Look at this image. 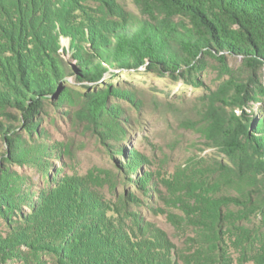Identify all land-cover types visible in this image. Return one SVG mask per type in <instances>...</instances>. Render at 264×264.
Here are the masks:
<instances>
[{
	"label": "trees",
	"instance_id": "16d2710c",
	"mask_svg": "<svg viewBox=\"0 0 264 264\" xmlns=\"http://www.w3.org/2000/svg\"><path fill=\"white\" fill-rule=\"evenodd\" d=\"M19 1L0 0V40L4 38L0 41V136L8 144L0 150V217L10 229L6 235L0 232L3 262L13 264L15 256H22L20 244L25 243L30 250L56 253V264H149L144 257H132L138 248L131 246L123 231L115 229L113 239L92 231L96 221L87 193L60 186L56 179L52 182L46 170L47 183L52 185L51 196L46 197L44 184L41 192L34 191L12 164L29 162L41 168L47 164V154L55 147L46 122L52 124L56 113L64 112L72 124L101 136L112 132L113 124L129 127L125 123L130 117L122 115L129 113L118 99L124 97L136 107L141 101L138 94L120 83H98L114 68L146 65L161 75L192 77L215 66L229 76L216 91L217 100L234 105L260 95L264 92L260 81L264 72V0H133L139 13L119 0H93L98 6L94 11L82 10V26L75 32L69 30L71 42L67 50L61 47L64 52L58 50L56 39L46 45L30 23L23 25L25 14ZM52 35L55 38L56 31ZM228 57L239 58V67H231ZM70 79L98 84L83 90ZM259 109L261 118L254 116L252 122L253 132L259 135L253 137L258 144L252 152H239L232 129L228 130L218 141L235 161L232 174L221 173L218 178L214 170L208 174L210 178L196 185V198L200 199L197 234L205 238L202 250L210 248L204 251L205 264H225L223 244L236 235L244 252L254 254L256 264H264V229L250 224L259 210L264 214V183L256 185L259 168L264 175V107ZM126 157V165H116L120 179L129 178L123 171L136 169L128 162L130 156ZM130 174L140 188L151 190L138 172ZM225 182L233 191L222 194ZM120 189L125 194L126 186ZM143 194L144 202H151V193ZM130 196H125L127 214L137 205ZM50 220L56 222L52 227L46 224ZM69 235L73 237L69 239ZM62 244L69 245L60 250Z\"/></svg>",
	"mask_w": 264,
	"mask_h": 264
},
{
	"label": "rangeland",
	"instance_id": "374dc122",
	"mask_svg": "<svg viewBox=\"0 0 264 264\" xmlns=\"http://www.w3.org/2000/svg\"><path fill=\"white\" fill-rule=\"evenodd\" d=\"M119 1L139 13L133 0ZM19 2L23 3L21 8L25 14L23 25L30 23L38 39L46 45H51L53 39H56L54 43L63 52L70 46L69 30L75 32L76 27L82 26V10L94 11L98 6L93 0ZM65 9L68 13H65ZM30 33L28 30L27 34ZM3 40L4 38L0 41ZM32 47L30 45L29 49ZM7 56L12 55L8 53ZM65 57L69 59L70 53L65 54ZM228 62L231 67L237 68L241 60L228 57ZM228 77L215 66L192 77L161 75L149 70L146 65L124 70L114 68L98 83H120L138 94L141 101L136 107L124 97L118 99L124 105L123 110L129 113L122 114L130 117L131 120L128 119L125 123L129 127L122 129L113 124V133L101 136L83 125L72 124L64 112L56 113L52 124L46 122L52 132L51 145L55 147L52 154H47V164L41 168L29 162L23 166L13 163L12 168L25 176L28 187L34 191L41 192L40 185L44 184L46 197L50 195L52 187L47 183V173L52 182L56 179L60 186L68 185L74 191L80 188L87 193L96 221L92 231L95 230L97 236L103 235L104 239H113L112 232L115 229L123 231L131 246L138 248L132 257H144L149 264H205L204 258L207 255L204 251L208 252L210 248L202 250L205 238L197 234L200 199L196 198L199 193L196 185L200 181L203 183L204 178H210L208 174L214 170L219 173L218 178L221 173L232 174V169L236 167L235 161L218 141L230 133L228 130L232 129L234 139L239 144V152H252L253 146L258 144L253 137H259L253 132V118L255 116L259 120L262 116L259 107H264V92L242 104L233 105L217 100L215 93ZM260 81L264 83V72ZM70 82L83 90H90L98 84L77 82L74 79H70ZM131 99H135V96L132 95ZM62 111L65 110L62 108ZM120 121L124 123L125 120L120 118ZM7 148V142L0 136V150ZM126 155L130 156L128 162L136 168L134 172H138L143 184L151 185L149 192L131 181L130 177L134 176L130 173H134L133 170L123 171L128 179L119 178L115 171L116 165H126ZM257 172L256 185L262 186L264 175L261 168ZM216 180H213L214 183ZM122 185L127 188L125 194L120 189ZM225 185L222 194L233 191L229 188V182H225ZM127 193H130L131 201L137 203L129 208V214L125 210L128 205L125 197ZM143 193H151L148 196L151 202H144L147 198H144ZM25 211L31 212V209L25 207ZM262 218L264 220V214L259 210L257 217L252 216L250 224L264 229ZM55 223L50 220L46 224L52 227ZM0 232L3 235L10 232L1 217ZM72 237L69 235V239ZM236 237L237 235L232 242L227 239L223 244L227 254L225 264H256L255 255L244 252L239 243H236ZM116 238L118 240L117 236ZM39 241L38 239L37 243ZM62 245L60 250H64L69 244ZM119 245L121 247L122 242ZM20 246L22 256H15L13 264H56V253L52 256L41 249L30 250L25 243ZM24 258L28 260L21 261ZM0 264H6L1 254Z\"/></svg>",
	"mask_w": 264,
	"mask_h": 264
}]
</instances>
